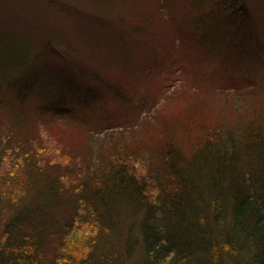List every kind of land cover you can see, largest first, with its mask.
<instances>
[{"label": "trees", "instance_id": "trees-1", "mask_svg": "<svg viewBox=\"0 0 264 264\" xmlns=\"http://www.w3.org/2000/svg\"><path fill=\"white\" fill-rule=\"evenodd\" d=\"M260 36L264 0H0V264H264ZM58 121L84 145L34 126Z\"/></svg>", "mask_w": 264, "mask_h": 264}, {"label": "rangeland", "instance_id": "rangeland-1", "mask_svg": "<svg viewBox=\"0 0 264 264\" xmlns=\"http://www.w3.org/2000/svg\"><path fill=\"white\" fill-rule=\"evenodd\" d=\"M117 1V0H116ZM142 1V0H141ZM123 6V3L122 2H118V5H117V8L119 7H122ZM148 7V6H147ZM133 8V7H132ZM136 8H139L138 12L139 13H142V12H147V10H150V7L147 9L145 5L141 6L140 4H137L136 5ZM138 13V14H139ZM64 18V17H63ZM140 18V17H139ZM138 18V19H139ZM65 19V20H64ZM64 19H57V18H51L49 24L50 25H57V26H60L62 28H64V26L69 23L68 19L67 18H64ZM4 24L5 26H11L12 28V31H16V29L20 26V24L17 22L16 19L12 18V17H9L7 18V21H4L1 23V27L2 29L4 28ZM41 24V20L39 18V15H38V12L36 10L33 9V11L29 12L28 13V16L26 19H24V22H23V29L22 30H27L29 27H33L32 29H30L25 35H28V36H32V32L34 31V27H39V25ZM45 24V23H44ZM154 25V29L156 31V21L155 23L153 24ZM46 27H48L46 24H45ZM157 26H161V25H157ZM60 28V29H62ZM67 28V27H65ZM161 28H164L161 27ZM226 28H230L228 25L226 26ZM225 29V28H224ZM230 30V29H229ZM155 31H152V32H155ZM224 32V31H223ZM154 34V33H152ZM155 36V39L156 41L158 39H161L163 40L161 37H158V35H153ZM64 37H62L63 39ZM158 38V39H157ZM264 38L263 36H260V41H262ZM65 40V45H67V41L68 39H64ZM219 38L214 41V42H209L207 44V49L208 50H218V56H221V57H227L229 55H231V52H227L226 50H228L226 47H224V44H228L226 41L222 42L223 44L222 45H219ZM159 41V40H158ZM176 41H177V38H176ZM159 45H161V41H159ZM262 45V43H260ZM229 45H234V44H229ZM177 46L175 47V52H179V55L181 57H183V53L182 51H180V49H177ZM227 46V45H226ZM201 50L204 52V49L201 48ZM201 50H199L198 54L201 53ZM244 51H247V49H243L241 47V45H239L234 51H233V59L235 60H238L240 61V58H243L244 57ZM243 53V54H242ZM55 57H54V56ZM62 56H60V53L59 52H54L53 50H49V52L45 53V55H43L41 58H40V65H37L36 68H37V71L39 72V76L40 78L43 80V81H47V77L45 76L48 72L47 68L51 67L53 69H55L56 71H60L61 69H63V66H58V62L61 61L63 64L64 62L62 61ZM204 59H202L203 61ZM183 60H180L178 62H181L182 63ZM186 61V60H184ZM211 61V60H209ZM209 61H205L203 63H205V68L208 69L209 68H213L216 66V64H213L212 62L210 63ZM96 65H98L99 62L97 61H93ZM188 64H190V62H186ZM65 65V64H64ZM66 66V65H65ZM61 67V68H60ZM35 68V69H36ZM54 70V71H55ZM65 72V70L63 71ZM48 77H51V73L48 75ZM257 98H260L259 96ZM257 98H252V101L253 102H256L258 101ZM173 101L172 102H168L166 104H164L161 108L164 110V112L166 113H171L172 112H175V113H178V112H182L183 109L185 108H179L181 107V105H178L180 103V101H177L176 98L173 97ZM254 99V100H253ZM202 100L204 101L205 104H209V105H213V106H206L205 105V109L207 110H217V111H222L221 109H227L228 110V107H225V106H222L220 105V97H217V98H211V97H207V96H204V95H200L198 98H196V101H200V103L204 106V103L202 102ZM251 99H249L250 101ZM31 102L33 101V99L30 100ZM223 102L222 103H228L226 100H222ZM177 103V104H176ZM181 104V103H180ZM183 104V103H182ZM165 106V107H164ZM187 106V105H186ZM173 107V110H168L170 108ZM207 107V108H206ZM29 108L28 104L26 106V109ZM36 118V117H35ZM36 121V120H35ZM152 125L156 126L158 122V118H155L153 119L152 121ZM34 126H36V128H44L46 127L47 128V136L50 138V141L52 143V146H54L55 148L57 147V149L59 148L58 146V142L59 141H65L66 143H63L61 144L62 146H68V145H71L73 147H81L84 145V133H83V129L81 128H73L71 126H68L64 123H60V121H58L57 123H54L52 125H47V126H44L43 124L41 123H34ZM22 127V126H21ZM25 130V129H24ZM45 131H43L44 133ZM50 134V135H48ZM47 137V138H48ZM55 140V141H54ZM68 144V145H67ZM69 147V146H68Z\"/></svg>", "mask_w": 264, "mask_h": 264}]
</instances>
